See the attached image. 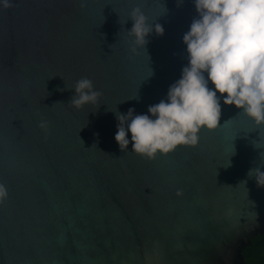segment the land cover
Segmentation results:
<instances>
[{"label":"water","instance_id":"obj_1","mask_svg":"<svg viewBox=\"0 0 264 264\" xmlns=\"http://www.w3.org/2000/svg\"><path fill=\"white\" fill-rule=\"evenodd\" d=\"M12 3L0 7V264H244L264 233V187L248 176L264 171V126L221 98L195 146L148 160L115 141V112L148 114L181 77L193 0ZM137 6L164 33L133 54ZM82 77L102 96L77 110Z\"/></svg>","mask_w":264,"mask_h":264},{"label":"clouds","instance_id":"obj_2","mask_svg":"<svg viewBox=\"0 0 264 264\" xmlns=\"http://www.w3.org/2000/svg\"><path fill=\"white\" fill-rule=\"evenodd\" d=\"M193 3L197 17L183 35L188 63L181 77L170 85L166 99L148 106V114H134V108L126 114L115 112V141L122 152L131 143V152L154 160L179 145L195 146L202 129L218 127L221 98L224 105L235 106L254 120L258 128L264 126V0ZM86 4L87 0H80L81 8ZM13 6L12 0H0L3 9ZM129 18L133 22L128 31L133 38V54L140 47L146 50L147 37L153 31L157 35L164 33L161 24L148 23L139 6L132 9ZM209 81L214 87H209ZM73 89L75 94L69 104L77 110L98 104L102 96L87 77L77 80ZM38 126L47 131L48 122L42 120ZM248 176L255 178L258 187H264V171L260 167L250 169ZM181 194L178 191L177 195ZM7 197V188L0 183V204Z\"/></svg>","mask_w":264,"mask_h":264},{"label":"trees","instance_id":"obj_3","mask_svg":"<svg viewBox=\"0 0 264 264\" xmlns=\"http://www.w3.org/2000/svg\"><path fill=\"white\" fill-rule=\"evenodd\" d=\"M250 243L242 251L244 264H264V233L250 239Z\"/></svg>","mask_w":264,"mask_h":264},{"label":"flooded vegetation","instance_id":"obj_4","mask_svg":"<svg viewBox=\"0 0 264 264\" xmlns=\"http://www.w3.org/2000/svg\"><path fill=\"white\" fill-rule=\"evenodd\" d=\"M250 246H251V243H250Z\"/></svg>","mask_w":264,"mask_h":264}]
</instances>
